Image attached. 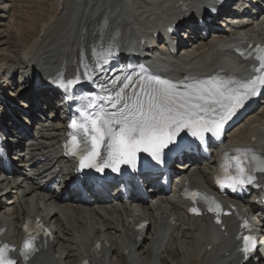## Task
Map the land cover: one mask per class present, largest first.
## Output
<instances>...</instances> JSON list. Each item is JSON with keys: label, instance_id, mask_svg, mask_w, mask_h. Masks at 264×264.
Masks as SVG:
<instances>
[{"label": "bare ground", "instance_id": "1", "mask_svg": "<svg viewBox=\"0 0 264 264\" xmlns=\"http://www.w3.org/2000/svg\"><path fill=\"white\" fill-rule=\"evenodd\" d=\"M256 1L262 5L258 15L241 12L236 7L228 14L222 8L227 16L225 19L229 20L230 15L240 23L216 28L218 38H203L198 33L191 35L193 38L184 42L174 54L168 45L156 46L151 37H158L166 26L179 21L182 16L195 19L196 15H204L209 0H189L184 6H177L176 0H53L51 10L41 19L33 41L21 52L11 45V23L21 0H0V74L3 81L0 88L6 95L5 99L0 97V106L12 95L13 88L22 82L26 84L28 78L39 75L46 79L53 74L66 78L83 71L92 73L98 70L95 65L102 63L108 48L112 52L110 59L119 57L123 61L133 49H144L152 54L148 58V67L156 75L173 82H192L228 74L243 77L247 74V66L233 61L228 53L243 50L238 47L243 39L264 40V0ZM212 23L216 22L212 20ZM32 26L30 24L29 32L34 34L36 29ZM93 49H96L95 55ZM15 76L22 80L17 85L13 80ZM49 91L42 85L36 94L50 103ZM49 107L52 108V104ZM14 112H3L2 117V120L9 118L15 122L14 128L4 124L0 127L10 140L18 138L23 153L14 163L13 178L0 174V224L7 228L2 238H19L18 222L31 208L44 213L55 233L52 242L42 245L22 264H79L93 243V237L105 238L110 243L107 247L110 263L100 261L98 264H239L235 217H225L226 228L220 230L205 216H188L184 201L175 192L166 196L170 199L150 195V199H141L132 207L125 204L123 211L105 215L96 214L95 210L80 212L70 209L69 202H64L65 197L61 196L66 184L64 172L67 165L59 161L55 146L62 133L56 127L61 119L41 121L38 126L41 137L32 140L15 130L19 124L11 115L15 114L17 118L21 115L16 114L17 110ZM237 127L224 145H243L248 143V133H254L257 136L255 144L264 150V100ZM41 158L44 160L39 161ZM213 163L212 156L195 165L194 171L185 172L194 185L211 189ZM260 179L264 180V175ZM52 182L55 185L51 186ZM56 185L61 192L56 190ZM123 213L142 216L149 224L139 234L128 232L123 227ZM166 213L176 216L174 225L165 222ZM95 218L97 221L93 220ZM100 222L104 224V230L97 225ZM45 248L48 252L44 251ZM126 249L129 252L124 254ZM57 254L61 255L58 260L54 259ZM249 264H264V259Z\"/></svg>", "mask_w": 264, "mask_h": 264}, {"label": "snow or ice", "instance_id": "2", "mask_svg": "<svg viewBox=\"0 0 264 264\" xmlns=\"http://www.w3.org/2000/svg\"><path fill=\"white\" fill-rule=\"evenodd\" d=\"M256 52L261 53L256 55L259 68L255 69L260 74L242 84L216 76L192 82H173L152 76H141L134 81L129 75L126 82L114 84L113 90L106 89L108 95L100 98V104L89 96L80 109L81 118L73 119L69 125L73 130L69 134V152L79 157L81 169H95L97 173L111 169L118 173L121 165L135 170L140 153L147 154L154 165H163L169 153L183 147L182 133L185 131L200 141L205 139V133L219 136L224 124L244 101L264 90V49L257 46ZM95 53L96 49H93ZM111 56V49H106L102 63L95 67L103 69ZM81 63L83 65V60ZM83 75L90 78L88 71ZM80 79L78 75L67 84L60 80L54 83L67 88L79 83ZM117 87L118 91L115 90ZM128 89L132 91L129 93ZM77 132L82 133V140L77 138ZM235 152L237 155L231 157L235 175L229 177L227 185L221 182L220 177L217 178L221 187L233 190L238 185L252 183L255 179L253 171L264 172V156L256 155L252 149H236ZM215 206L217 209L220 207L219 204ZM190 211L198 214L196 208ZM242 227L249 226L245 223ZM48 234L45 229L44 235ZM35 240L36 236L32 234L23 240L20 254L25 261L35 250ZM255 246L253 236H244L240 251L247 257ZM13 250L8 244L0 246V264H18L9 255Z\"/></svg>", "mask_w": 264, "mask_h": 264}, {"label": "rangeland", "instance_id": "3", "mask_svg": "<svg viewBox=\"0 0 264 264\" xmlns=\"http://www.w3.org/2000/svg\"><path fill=\"white\" fill-rule=\"evenodd\" d=\"M41 1L42 0H21L19 10H15L16 13L11 23L13 33V42L11 45L20 52L33 41L39 29L41 19L47 16L51 10V3L53 0ZM30 24L36 29L34 34L29 32L31 28Z\"/></svg>", "mask_w": 264, "mask_h": 264}]
</instances>
